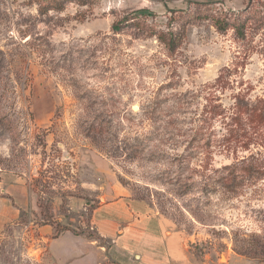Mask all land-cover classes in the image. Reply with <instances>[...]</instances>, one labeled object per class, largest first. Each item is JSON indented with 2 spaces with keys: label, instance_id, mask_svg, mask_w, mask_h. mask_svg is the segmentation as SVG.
Masks as SVG:
<instances>
[{
  "label": "rangeland",
  "instance_id": "rangeland-1",
  "mask_svg": "<svg viewBox=\"0 0 264 264\" xmlns=\"http://www.w3.org/2000/svg\"><path fill=\"white\" fill-rule=\"evenodd\" d=\"M145 26L180 30L175 52ZM236 95L264 103V0H0V188L37 207L0 235V264H56L45 224L109 247L93 212L118 198L186 264H264V122L233 120Z\"/></svg>",
  "mask_w": 264,
  "mask_h": 264
},
{
  "label": "crops",
  "instance_id": "crops-1",
  "mask_svg": "<svg viewBox=\"0 0 264 264\" xmlns=\"http://www.w3.org/2000/svg\"><path fill=\"white\" fill-rule=\"evenodd\" d=\"M36 207L24 183H3L0 188V235L13 223H19L25 212ZM137 203L124 198L102 201L93 212V220L100 237L110 238L109 247L96 245L83 235L69 230L56 234V229L45 224L40 236L56 264H186L183 246L175 234L162 231L138 218ZM55 240H59L55 243ZM69 242V243H68ZM231 257L226 264H230ZM239 259L237 258V261ZM243 262V260L241 261Z\"/></svg>",
  "mask_w": 264,
  "mask_h": 264
},
{
  "label": "trees",
  "instance_id": "trees-1",
  "mask_svg": "<svg viewBox=\"0 0 264 264\" xmlns=\"http://www.w3.org/2000/svg\"><path fill=\"white\" fill-rule=\"evenodd\" d=\"M178 17L182 20L189 22L191 19H200V18H208L211 19L214 26L220 30L224 31L226 30L230 25L237 31V33L241 36L243 34V24L237 23V20L234 22L233 20L229 18H219V16H216L213 14V12H201L196 11L191 14H183L182 11H177ZM134 15L136 16H145V13L136 12ZM125 22V19L122 18L119 20V22H115L112 25L113 30L119 31L122 27V23ZM139 23V22H137ZM139 25V24H137ZM146 33L148 35H154L157 40L163 44L164 48L168 51L169 54H172L177 49L178 45L181 42V31L180 30H158L154 27L145 26ZM223 75L221 74L216 78V82L222 81ZM223 109L220 108V105H213L211 109L209 110V116L207 118H197L196 121L198 123L208 122L209 120L222 115ZM232 119L235 120L237 123H241L243 121H246V123H249L251 125H258L260 123L264 122V103H254L251 104L249 102L244 101V99H241L239 95L235 96V101L233 103V112H232ZM241 129H244V127H241ZM248 175H252L255 173V168H249L246 170ZM57 228V226H56ZM59 230H69L68 228H59ZM59 233L58 229L56 230V234ZM257 239L260 243V245L264 248V237L257 236ZM254 255L258 254L256 251L251 252ZM258 257V255H257Z\"/></svg>",
  "mask_w": 264,
  "mask_h": 264
}]
</instances>
